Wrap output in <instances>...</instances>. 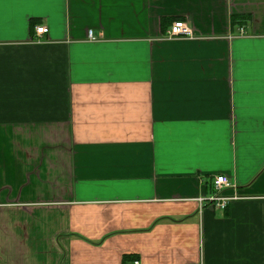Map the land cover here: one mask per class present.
<instances>
[{
	"label": "crops",
	"instance_id": "obj_1",
	"mask_svg": "<svg viewBox=\"0 0 264 264\" xmlns=\"http://www.w3.org/2000/svg\"><path fill=\"white\" fill-rule=\"evenodd\" d=\"M132 260L264 264V0H0V264Z\"/></svg>",
	"mask_w": 264,
	"mask_h": 264
},
{
	"label": "built area",
	"instance_id": "obj_2",
	"mask_svg": "<svg viewBox=\"0 0 264 264\" xmlns=\"http://www.w3.org/2000/svg\"><path fill=\"white\" fill-rule=\"evenodd\" d=\"M35 34L38 38L48 33V29L44 26H37L34 29ZM167 39H193V33L191 29L186 25L183 21H175L169 28L167 32ZM213 190L214 193L203 199H199L198 202L200 204H205L207 207L216 208L219 210H224L227 208L228 204L237 199V195H225L226 190H234L232 182L224 175L215 176L213 178ZM125 264H140L138 260H132L130 262H126Z\"/></svg>",
	"mask_w": 264,
	"mask_h": 264
}]
</instances>
